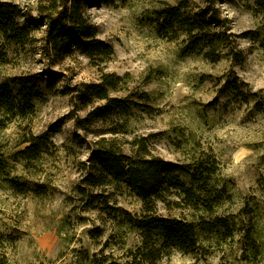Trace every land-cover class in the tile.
<instances>
[{"label":"rangeland","instance_id":"374dc122","mask_svg":"<svg viewBox=\"0 0 264 264\" xmlns=\"http://www.w3.org/2000/svg\"><path fill=\"white\" fill-rule=\"evenodd\" d=\"M0 2L13 5L16 20L30 28L22 43L0 36L8 54L0 83L24 78L41 96L31 114L0 130V158L9 164L10 178L42 192L19 195L0 181V235L16 240L4 245L7 264H72L80 250L97 252L116 233L112 210L100 203L102 197L90 206L91 195L141 213L143 202L130 192L83 184L90 149L101 134L127 154L137 152L130 143L142 139L166 161L188 164L209 156L217 162L216 184L231 197L214 215L230 222L232 235H200L193 252H175L161 264H264V49L262 19L246 5L253 6L252 0H91L84 17L96 38L114 50L104 61L78 48L57 59L43 48L46 26L39 20L61 12L64 0ZM169 6H182L186 16L206 10L215 15L214 30L223 39L217 61L188 54L184 31L165 28L159 14ZM104 75L116 82L109 97L125 100L129 113L111 110L82 128L79 120L106 104L86 88L101 84ZM29 132L48 136L52 144L39 159L16 162ZM168 199L157 203L159 215L191 219L194 212L174 205L176 196ZM93 230L104 232L94 238Z\"/></svg>","mask_w":264,"mask_h":264},{"label":"trees","instance_id":"16d2710c","mask_svg":"<svg viewBox=\"0 0 264 264\" xmlns=\"http://www.w3.org/2000/svg\"><path fill=\"white\" fill-rule=\"evenodd\" d=\"M91 0H64V9L55 15H46L39 24L45 27L44 49L55 58L67 57L73 48L91 60L109 59L114 50L95 36L93 27L83 14V7ZM253 6L246 4L250 11L262 19L260 42L264 49V0H252ZM181 7H166L159 14L165 28L181 29L186 36L185 49L188 54L200 53L211 61H217L215 53L223 39L215 32V15L209 10L202 14L186 16ZM28 24H20L15 18L14 6L0 2V36L6 42L22 43L29 35ZM8 63V54L0 48V64ZM119 80L118 78H116ZM91 94L104 106L93 109L86 118L79 120L80 127H88L98 119L106 117L113 110L127 115L129 106L119 98H110L109 89L116 88L113 75H104L101 84L87 85ZM40 93L36 84L27 79H13L11 83H0V130L17 117H26L34 109V101ZM22 144L23 149L14 154V161H33L40 158L48 149L51 141L46 135H33L29 132ZM132 149L138 145V151L127 154L114 138L101 134L93 143L88 158L87 172L83 184L93 189L110 188L118 193L128 191L143 202L139 215L117 206L115 200L109 205L108 198L101 194L91 195L90 206L101 197L102 205L113 212L109 218L114 223V235H109L102 247L94 253L88 250L76 252L72 264H161L169 261L175 252L186 254L193 252L200 235L224 239L232 235L230 222L215 216L217 207L224 204L230 195L223 185L217 186V162L204 156L193 159L188 164L173 163L161 157L153 156L142 139L130 143ZM9 164L0 158V181L19 195L29 191L41 194L39 187L32 188L28 183L9 176ZM176 196L173 202L177 207H185L194 212L191 219L165 218L157 213V203H170L169 197ZM103 230H93L95 238L102 236ZM134 235L135 241L128 244ZM11 233L0 235L2 255L0 264H7L5 243L16 240ZM119 248L115 250V246ZM120 251V252H119Z\"/></svg>","mask_w":264,"mask_h":264}]
</instances>
